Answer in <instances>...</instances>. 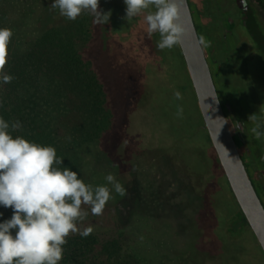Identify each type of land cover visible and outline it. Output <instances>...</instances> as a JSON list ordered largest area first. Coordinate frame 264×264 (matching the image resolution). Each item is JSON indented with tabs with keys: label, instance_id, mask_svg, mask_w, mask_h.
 I'll return each mask as SVG.
<instances>
[{
	"label": "rangeland",
	"instance_id": "rangeland-1",
	"mask_svg": "<svg viewBox=\"0 0 264 264\" xmlns=\"http://www.w3.org/2000/svg\"><path fill=\"white\" fill-rule=\"evenodd\" d=\"M46 1L45 17L47 18L44 20L46 22L44 26L57 33L62 39L61 42L69 37L74 40L78 53L88 68L92 70L91 73L96 77L99 74L101 80L106 82L107 91L105 92L108 93V96L111 95L117 109L115 120L121 122L122 117L127 116L125 110L129 109V115L123 120L125 122L118 127L121 132L119 136L114 137L113 144H111L112 150L118 154L122 153L129 141L134 146L139 142L146 144L156 139L153 144L143 146L133 154L132 170H130L129 164L124 165L123 163L118 172L114 164L111 163L114 162L113 160L110 159L111 162L109 163L101 156L97 160L100 162L99 169H101L103 177L112 173L122 184L134 178L138 181L141 192L146 193H149L147 183H152L156 188L157 195L160 196V208L157 210L155 218L145 220L140 215H132L122 223L119 216L114 214L115 206H120V204L116 202L115 196H113L114 198L106 203L102 215L94 216L91 214L90 208L83 206L89 215L82 223L78 224V227L81 230L85 227H92L93 232H96L101 239H107L111 235L115 236V229L117 226L118 228L121 226L125 257H127V253H142L151 248L149 245L152 244V247L163 253V257L166 259L165 264H198L203 259L204 254L210 253L214 247L211 242L203 240L207 233L209 220L206 210L202 206L205 202V196L218 188L217 178L214 176L217 175L221 178L223 175L214 162L212 165L207 164L208 152L212 146L207 140L179 46H174L170 50L164 49L168 64L163 65L162 74L159 76H157V72H144L141 82H145V88H141L136 85V81L131 77L123 81V77L118 76L123 65L118 62L121 57L114 44L110 45L109 48L107 47L109 40L105 35L108 28L107 23H96L94 17L88 13H83L75 21H69L59 14L58 9L51 8L54 0ZM110 1L125 4L124 0ZM188 2L195 26L200 24V11L202 12L204 8L206 9L207 21L210 23L212 20L217 21L219 10L215 4L203 2L201 6L192 3L193 0H188ZM40 3L41 1L38 2L37 0L32 3L31 0H0V21L5 24L1 27L6 26L13 30V26L18 27L19 24L20 28H24L27 19H31V22L40 20L39 15H37V7ZM99 8L103 11L100 4ZM258 8L260 9L259 6ZM222 25L226 27L225 23ZM115 28L118 33H121L120 27L115 26ZM25 30L24 32H30L26 28ZM207 31L209 30L204 29V32L208 33ZM225 31L227 33V30ZM261 62L258 55L255 54L254 56H247L243 66L246 70L244 73L247 74V77H244L246 80L242 83L243 91H246V94L252 91L255 99L252 102V96L249 94L251 98L247 96L245 100L239 103L240 110L237 115L245 123V134L246 131L250 132L254 126L249 120V116L254 113L255 107L258 105L259 110L264 113V70ZM215 70H217L216 67ZM215 70L212 67L215 74L213 75L210 69L218 96L221 99L226 96L231 98L233 93H227L225 90L228 87L225 86L224 88L222 84L226 79L219 82V78L231 76L223 70L220 71V69L219 72H222V75L216 74ZM234 71L237 73V70L234 69ZM236 81L238 79H235ZM124 87L134 90V97L131 101L128 97L130 94L126 93ZM230 87H235L233 81H231ZM176 91L182 94V100L175 99L174 92ZM148 97L149 99H147ZM177 105L183 106L182 118L176 116ZM202 136L205 137L203 142ZM247 137L251 140H257L253 133L247 134ZM104 140L105 143L111 141L108 136H105ZM261 140L263 141V137ZM193 144L196 146L191 153V145ZM182 151L185 153L182 154ZM191 158L195 162L190 164L188 159ZM262 173L264 174V172ZM213 177L215 179L212 181ZM146 193H141V197H146L148 195ZM219 202H221V198H219ZM127 208H123L125 214ZM0 209L7 219L13 215L10 207L5 208L0 205ZM219 209L221 210L220 220L222 218L228 219L227 215L232 209H227L224 206ZM199 226L202 227V232L200 236H197L196 228ZM241 232L239 242L230 244L228 250L223 251V253L225 252L224 255L223 253L219 255L221 259L224 258L221 264H264V256L259 244L255 243L250 234L247 235L248 230L243 229ZM206 237L208 236L206 235ZM148 241H150L149 244H147ZM139 256L140 254L137 258ZM258 258L259 260H257Z\"/></svg>",
	"mask_w": 264,
	"mask_h": 264
},
{
	"label": "trees",
	"instance_id": "trees-1",
	"mask_svg": "<svg viewBox=\"0 0 264 264\" xmlns=\"http://www.w3.org/2000/svg\"><path fill=\"white\" fill-rule=\"evenodd\" d=\"M33 1L36 0H31V3ZM37 1H41L37 7L40 20L31 22V19H27L24 28H20V24L13 26L14 36L9 45L5 71L14 79L0 86V117L9 122H21L22 127L13 132L14 136L21 135L29 141L54 146L63 160V166L76 171L85 183L104 185L107 182L97 161L100 156L109 163L110 159L113 160L111 163L118 172L123 163L129 164L132 170L133 154L143 146L153 144L156 139L134 146L129 141L122 153L116 154L112 150L114 137L121 132L118 127L125 122L123 120L129 115V109L125 110L127 116L122 117L121 122L115 120L117 109L111 95L105 92L106 82L101 80L99 74L96 77L91 73L92 70L78 53L74 40L69 37L61 42L57 33L44 26L47 1ZM254 1L264 15V0ZM4 25L0 21V27ZM25 28L30 32H24ZM125 89L131 101L134 90L129 87ZM105 136L111 141L105 143ZM201 140L203 142L205 137L202 136ZM122 185L126 195H113L120 204L114 205V214L119 216V220L124 223L132 215L153 220L160 208V196L155 186L149 182V193L141 192L134 178ZM141 193L148 195L141 197ZM123 208H127L126 214ZM0 213H3L1 209ZM6 219L4 214L0 215V222ZM120 227L115 229V236L107 239H101L96 232L87 237L79 233L70 234L66 237L63 257L58 264H165L163 253L152 244L142 253H127L125 257ZM138 254L140 256L137 258Z\"/></svg>",
	"mask_w": 264,
	"mask_h": 264
},
{
	"label": "clouds",
	"instance_id": "clouds-1",
	"mask_svg": "<svg viewBox=\"0 0 264 264\" xmlns=\"http://www.w3.org/2000/svg\"><path fill=\"white\" fill-rule=\"evenodd\" d=\"M124 2V19L128 22L146 13V31L149 37L159 34L158 49L170 50L182 43L186 29L177 0ZM51 8L58 9L69 21L83 13L92 15L98 24L107 23L110 17V12L100 10L99 0H54ZM13 36L11 28L0 27V86L14 79L5 71ZM200 43L210 46L203 36ZM174 97L183 99L179 91ZM176 116L183 117L182 105L176 106ZM249 120L255 138L264 137V120L255 113ZM21 127L19 120L9 122L0 117V205L13 211L10 219L0 222V264H58L66 237L73 233L87 237L93 232L92 227H78L89 215L83 206L90 208L94 216L102 215L106 203L114 198L112 193L123 197L126 189L112 173L105 176L104 185L85 183L76 171L63 166L54 146L14 136L13 132Z\"/></svg>",
	"mask_w": 264,
	"mask_h": 264
},
{
	"label": "flooded vegetation",
	"instance_id": "flooded-vegetation-1",
	"mask_svg": "<svg viewBox=\"0 0 264 264\" xmlns=\"http://www.w3.org/2000/svg\"><path fill=\"white\" fill-rule=\"evenodd\" d=\"M203 2L216 5L217 10H219L217 13L218 18L216 19L217 21L212 20L210 23L205 16L206 9L204 8L202 11L203 13L200 11L201 22L199 25H196L197 36L199 41L201 36H205L204 38L206 41H210V46H208L207 49L202 44L201 45L205 59L207 63L209 62L208 65L211 71L212 67L214 70L216 67V74L222 75V72H219L220 69V71L223 70V72L231 76L227 78L221 77L219 78V82L226 79L222 84L224 88L225 86L228 87L227 90H225L227 93H233L232 97L226 96L221 99L218 96V98L234 138L237 140L246 173L252 180L258 193L259 200L264 208V174L262 173L264 172V158H262L264 157V137L263 141L261 139L251 140L252 136L251 139L248 138L247 134H251L252 131H246L245 134V123L237 115L240 110V101L245 100L247 96L250 98L252 96V102L255 101L252 91L249 92L251 96L246 94V91H243L244 88L242 83L247 77V74L245 75L244 73L246 70L243 67L246 57L257 54L262 61L261 65L264 70V15L254 0H245L246 3L244 4V8L240 0H193L192 3L202 6ZM99 4L102 6L104 12H110L109 21L107 22L108 28L105 35L107 39L109 38L107 47L109 48L110 45L114 44V47L117 48L118 54L121 57V59H118V62L123 65V68H121L122 71L119 69L121 73H118V76L124 79L131 77L136 81V85L145 88V82H141L143 81L141 77L144 75V72H157V76H159L162 74L163 65L168 64L166 62L167 57L165 50H160L157 47V42L160 38L159 34H153L151 37L148 36L146 31L147 25L144 20V15H146V13L134 17L132 21L128 22L124 19L126 16V4H119L110 0H99ZM227 18H231L232 23L230 27L228 26L226 33V28L222 24L224 22L226 23ZM113 25L120 27L121 33H118ZM204 29L209 30L207 31L208 33L204 32ZM234 69L237 70V73ZM212 74L215 75L213 71ZM231 78L233 79L231 80ZM235 79H238V81L235 82ZM231 81H233L235 85L234 88L230 87ZM254 113L257 115L258 119L264 120V113L259 110L258 105L255 107ZM194 148V146H191V153ZM170 149L173 150V148ZM183 152L184 151L181 153L183 154ZM207 157V164L212 165L214 162L223 177L214 176L217 178L218 190L214 189L213 192H209L206 196L205 192L203 193L205 202L202 208H205L209 220L206 233L208 237L205 235L203 240L211 242L214 247L210 250L211 252L209 251L210 253L204 254L203 259L198 262V264H221L224 258L221 259L219 255L223 253L224 250H228L230 244L239 242L243 229L249 231L247 235L250 234V236L254 238L256 244H258V242L240 210L212 147L209 149ZM188 160L190 164L195 162L193 158ZM214 177L212 181L215 179ZM224 180L226 181L225 183ZM219 198H221V202H219ZM223 206L227 209H232L227 215L229 218L226 220L223 218L220 220L221 210L219 208H223ZM201 229L202 227L200 228V226L196 228L197 236H200L202 232ZM245 235L244 233V236ZM257 260H259V258Z\"/></svg>",
	"mask_w": 264,
	"mask_h": 264
},
{
	"label": "water",
	"instance_id": "water-1",
	"mask_svg": "<svg viewBox=\"0 0 264 264\" xmlns=\"http://www.w3.org/2000/svg\"><path fill=\"white\" fill-rule=\"evenodd\" d=\"M177 2L180 4V19L186 29L179 49L194 91L207 140L214 149L227 183L264 256V208L252 180L246 173L239 146L218 98L209 65L197 36L190 4L188 0L182 2L177 0ZM240 2L244 8L245 0ZM231 23V18H227L226 30Z\"/></svg>",
	"mask_w": 264,
	"mask_h": 264
}]
</instances>
